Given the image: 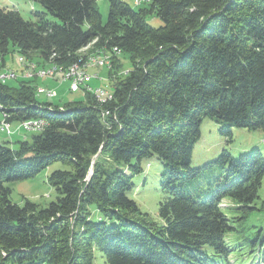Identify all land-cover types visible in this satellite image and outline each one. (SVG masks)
Masks as SVG:
<instances>
[{
    "label": "trees",
    "instance_id": "16d2710c",
    "mask_svg": "<svg viewBox=\"0 0 264 264\" xmlns=\"http://www.w3.org/2000/svg\"><path fill=\"white\" fill-rule=\"evenodd\" d=\"M30 1L43 10L34 20L0 8V69L9 48L66 68L82 65L88 46L111 71L119 53L131 67L109 99L85 92L62 107L40 102L35 80H0L8 123L47 121L15 150L0 144V264H95L97 254L104 264H228L232 222L220 204L255 210L264 155L222 150L195 168L191 158L204 118L228 142L232 128L264 131V0H108L104 22L95 0ZM152 15L161 26L146 22ZM153 157L163 167L158 223L130 198ZM54 163L65 167L47 178L54 202L10 201L6 183Z\"/></svg>",
    "mask_w": 264,
    "mask_h": 264
},
{
    "label": "rangeland",
    "instance_id": "374dc122",
    "mask_svg": "<svg viewBox=\"0 0 264 264\" xmlns=\"http://www.w3.org/2000/svg\"><path fill=\"white\" fill-rule=\"evenodd\" d=\"M124 1L132 7H142L144 5L143 0ZM95 2L96 8L102 17V22H104L107 18L109 2L108 0H95ZM0 8L16 10L25 20H34V12L43 11L38 3L30 0H0ZM46 19L54 21L50 15H47ZM146 22L155 28L161 26V21L154 17V15L148 16ZM90 49L91 46L82 49L79 55L85 56L83 58L85 68H82L81 71L84 74L90 75L92 80L86 87L80 88L76 92L69 91V82H61L60 80H51L49 78L50 72L52 74L54 72L57 73L52 64L40 60L36 54L21 55L17 50H13L12 48H9V53L5 56L4 68L0 69V78L7 73V70L14 72L18 77L26 78L27 75L34 76L31 80H35V87L51 90L56 95L55 98L51 99H47L44 95H37V99L40 102H50L60 107L66 103L83 101L85 92L92 93L96 89H101L109 95L112 82L125 75L131 67L128 56L121 53L115 55L117 60L116 68L111 71L109 70L111 64L110 66H101L96 61L99 59L103 62V60H109V58L101 54L99 55L97 52L91 53ZM20 56L24 58L25 62L23 69L19 63ZM32 65L35 67V71ZM67 68H69V72L66 70L68 74H73L75 69H77L72 65ZM25 69H30V73ZM16 81H19V79ZM16 81L8 80L6 83L10 86H16ZM5 117L0 112V123L4 121ZM39 119L47 122L45 119ZM18 126L19 123H11V132L9 134L0 132V144L4 143L12 150H15L18 147L17 142L31 138L33 133L20 131ZM219 130L220 126L209 118L202 120L200 136L192 152L191 167H200L207 162L217 159L222 150H227L233 157L242 151L247 152L254 149L260 150L264 155V131L232 128L231 142H228L226 138L220 135ZM141 167L142 172L133 178L134 190L130 194V198L136 203L140 212L146 215L148 221L158 223L157 205L164 198L159 187L163 167L156 157L143 160ZM57 170H65V167L61 163H54L39 172L33 179L6 183L5 185L11 191L10 201L18 206H23L25 200H27L41 207H46L49 203L54 202L57 194L48 184L47 178L52 172ZM238 206L231 199H224L222 201V212L232 222L230 224L232 230L226 234L225 239L226 245L230 250L228 264H264V177L258 191V199L255 200L253 205L255 210L242 211ZM215 263L223 264V259L217 258ZM95 264H104L100 254L96 255Z\"/></svg>",
    "mask_w": 264,
    "mask_h": 264
},
{
    "label": "built area",
    "instance_id": "2783aa9c",
    "mask_svg": "<svg viewBox=\"0 0 264 264\" xmlns=\"http://www.w3.org/2000/svg\"><path fill=\"white\" fill-rule=\"evenodd\" d=\"M51 76V80L54 77V74H49ZM67 76H73V84L72 87L69 88L70 92H76L80 88L86 87L89 82L92 80V77L90 75L84 74L83 71H79L75 69V72L73 74H67ZM8 80H18V76H15V74L11 73L9 70H7V75L4 77V80L1 83H6ZM36 94H46L47 99L55 98L56 95L51 90H45L43 88L36 87ZM92 93L96 96L97 99L102 100L104 97L110 98V95H108L105 91L101 89L93 90ZM59 111H62L63 108H59ZM47 122H42L37 119L34 120H27L19 123L18 129L20 131L24 132H30V133H39L41 132L44 127H46ZM0 132L9 134L11 132V124L6 121L0 123Z\"/></svg>",
    "mask_w": 264,
    "mask_h": 264
},
{
    "label": "bare ground",
    "instance_id": "6f19581e",
    "mask_svg": "<svg viewBox=\"0 0 264 264\" xmlns=\"http://www.w3.org/2000/svg\"><path fill=\"white\" fill-rule=\"evenodd\" d=\"M114 52H116V51H114ZM118 53V52H117ZM99 55H100V53H99ZM103 55V54H102ZM107 55V54H106ZM92 57V56H91ZM98 57V56H97ZM106 57H108V56H106ZM96 58V57H95ZM99 58V57H98ZM103 58V57H102ZM109 58V57H108ZM88 59V58H87ZM111 59V58H110ZM82 60H84V59H82ZM86 60V59H85ZM93 60V59H92ZM95 60V59H94ZM88 61V60H87ZM97 61V63L98 64H100L101 66H103V65H105V66H107L106 64H108L109 65V60H103V62L102 61H100L99 59H97L96 60ZM95 61V62H96ZM19 62L22 64V68L24 67V65H25V62H24V60H23V58H19ZM83 62V61H82ZM81 62V63H82ZM94 62V63H95ZM28 63V62H27ZM97 64V65H98ZM53 65V64H52ZM52 65H50V66H52ZM89 65V64H88ZM95 65V64H94ZM29 66V65H28ZM73 67H76L78 70H82V68H85V66H84V62L82 63V65H78L77 63H76V65H72ZM87 66V65H86ZM110 66V65H109ZM32 67H33V69H34V71H35V67L32 65ZM53 67L55 68V70L57 71V73H53L54 74V77H53V79H55V80H60L61 82H69V84H70V88L72 87V84L71 83H73V76H67V74H68V72H69V68H64V67H57L56 65H53ZM65 67H68V66H65ZM89 67V66H88ZM97 67V66H96ZM29 68V67H28ZM27 68V69H28ZM31 69V68H30ZM29 69V70H30ZM33 69H31V70H33ZM26 70V69H25ZM24 70V72H26V71H29V70H26L25 71ZM41 70V69H40ZM49 70V69H48ZM66 70H68V72H66ZM84 70V69H83ZM87 70V69H86ZM33 71V72H34ZM32 72V73H33ZM38 72V71H37ZM46 72V71H45ZM75 72V71H74ZM11 73H13V74H15L14 72H12L11 71ZM29 73H30V71H29ZM28 73V74H29ZM26 74V73H25ZM37 74V73H36ZM52 74V73H51ZM86 75H87V73H85ZM7 75V73L6 74H4V75H2L1 76V78H0V80L1 81H3L4 80V77ZM22 75V74H21ZM45 75V74H44ZM16 76V75H15ZM33 76V75H32ZM36 76V75H35ZM45 76H47V75H45ZM21 78H23V79H25V80H31L32 78H34V76L33 77H31L30 75H27V77L26 78H24V77H21ZM42 78H45V77H42ZM49 78H51V76H49ZM36 95H44L45 97H46V94H36ZM6 118V117H5ZM4 121H5V119H4ZM3 121V122H4ZM39 121H41V120H39ZM43 122V121H42ZM220 207L222 208V202H221V204H220Z\"/></svg>",
    "mask_w": 264,
    "mask_h": 264
}]
</instances>
